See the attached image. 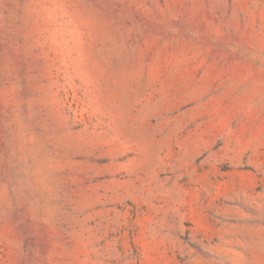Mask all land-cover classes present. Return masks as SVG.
<instances>
[{
	"label": "rangeland",
	"instance_id": "rangeland-1",
	"mask_svg": "<svg viewBox=\"0 0 264 264\" xmlns=\"http://www.w3.org/2000/svg\"><path fill=\"white\" fill-rule=\"evenodd\" d=\"M0 264H264V0H0Z\"/></svg>",
	"mask_w": 264,
	"mask_h": 264
}]
</instances>
